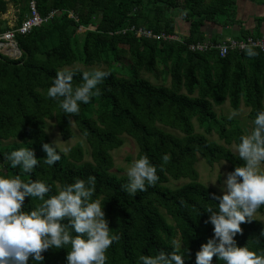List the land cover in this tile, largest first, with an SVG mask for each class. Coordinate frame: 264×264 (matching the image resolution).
<instances>
[{"label": "trees", "instance_id": "trees-1", "mask_svg": "<svg viewBox=\"0 0 264 264\" xmlns=\"http://www.w3.org/2000/svg\"><path fill=\"white\" fill-rule=\"evenodd\" d=\"M35 1L41 16L53 11L57 15L29 34L17 36L21 58L0 53V176L42 181L51 188L46 199L77 179L94 176L92 199L104 205L110 232L119 237L106 253L107 264H139L141 255H157L161 250L171 253L174 240L180 244L178 254L185 264H196V253L214 238L213 226L206 223L210 213L205 210L209 206L217 210L219 201L214 196L222 197L198 181L197 156L211 166L229 163V173L244 162L232 149L196 133L193 120L231 145L238 144L246 133L236 119L219 118L214 107L228 99L238 110L244 102L251 108L253 121L264 111L263 52L254 49L258 55L250 58L246 51H233L222 58L216 49L192 52L188 48L204 41L220 43L218 35L207 39L203 27L207 22L223 28L235 24L236 0ZM30 2L0 0V16L13 4L20 25L30 16ZM176 11L189 27L183 41L137 35L138 29L179 35ZM256 21L260 24L264 18ZM10 29L7 19L0 20V34ZM251 34L244 31L240 39ZM76 63L105 65L101 71L109 75L98 86L101 94L89 104H81L79 115L69 116L47 96V90L60 70L74 73V87L82 84V73L93 70L67 69ZM158 68L171 76L170 87L155 85L142 76L143 71L153 73ZM48 121H56L64 141L75 136L74 124L90 146L92 161L83 162L79 145L70 153L57 149L61 160L45 164L42 145L51 144ZM124 135L136 141L140 148L137 159L147 156L159 177L155 186H146V191L135 195L122 187L128 176L112 172V151L122 145ZM6 141L13 142L6 145ZM20 148H30L39 160L31 173L13 169L6 160ZM165 154L170 157L166 164L162 161ZM182 178L191 181L177 189L167 186L171 179ZM40 203L28 197L23 211L30 213ZM258 212L263 213L264 206ZM241 227L243 233L234 238L237 246L264 255V223L254 218ZM69 250L70 246L49 249L42 262L30 258L28 264H67ZM212 264L224 262L214 257Z\"/></svg>", "mask_w": 264, "mask_h": 264}, {"label": "clouds", "instance_id": "clouds-1", "mask_svg": "<svg viewBox=\"0 0 264 264\" xmlns=\"http://www.w3.org/2000/svg\"><path fill=\"white\" fill-rule=\"evenodd\" d=\"M245 51L250 58L258 55L251 46ZM108 75L101 70L85 71L83 83L74 87V73L60 70L47 96L56 100L65 114L77 116L81 104H89L101 94L98 86ZM58 146L59 139L42 145L45 164L51 166L61 160ZM234 147L244 164L227 173L222 187L224 194L214 196L219 201L218 209L209 206L205 210L210 213L206 223L213 226L214 238L196 253V264H212L214 257L224 264H264V255L238 247L234 239L243 233L241 225L252 222L258 209L264 206V111L256 114L251 131L242 135ZM169 159L167 154L162 157L165 164ZM6 160L13 169L19 167L26 174L39 163L30 148L14 150ZM127 176L128 183L122 187L130 195L146 191V186H155L159 179L156 166L147 156L133 161ZM95 184L94 176L86 181L77 179L46 199L51 188L44 182H25L20 175L0 176V264H28L30 258L42 262L43 253L49 249L69 246L67 264H107L106 253L119 237L110 232L104 205L99 199H92ZM28 197L41 201L30 213L23 211ZM172 244L171 253L161 250L157 255H141L139 264H185L178 254L180 244L175 240Z\"/></svg>", "mask_w": 264, "mask_h": 264}, {"label": "rangeland", "instance_id": "rangeland-1", "mask_svg": "<svg viewBox=\"0 0 264 264\" xmlns=\"http://www.w3.org/2000/svg\"><path fill=\"white\" fill-rule=\"evenodd\" d=\"M209 1V0H206ZM12 4L8 5V11L0 16V20L10 19L12 14L9 13L10 7ZM175 19L177 20L176 29L180 30V35H183V30L180 29V25H186L185 21L182 22L183 18L181 17V14L179 11H176L175 13ZM258 24V23H257ZM186 27V26H185ZM224 37L231 36V33L228 31H224L222 34ZM233 35V34H232ZM106 68L105 65L102 64H93L92 66H85L83 64L76 63L75 65L68 67L67 69H81V70H101ZM142 76L146 79H148L151 83L155 85H164L167 87H170L171 85V76L162 73L161 68L157 69L155 72L150 73L147 71L142 72ZM214 110L217 113V116L219 118L223 117H232L236 119L239 123V126L241 129L248 134L251 129L253 128V120L250 118V111L251 108L247 107L244 102L241 103L240 108L238 110H235L231 105L230 101L227 99L226 103L222 106H215ZM193 124L195 127V132L199 134H203L207 136L209 139L224 145L228 147L229 149H232L233 152L236 154L235 151V145L236 143H232L231 145L226 144L223 140H221L218 136V134L214 131L212 133H207L205 128L200 126V123L197 119L193 120ZM166 129L172 133H175L179 135L180 137H183L184 134L178 130H173L169 127H166ZM73 130L75 132V136L71 138L70 140L64 141L61 137L59 127L56 123V121H48V129L47 133L50 138L51 143L59 139V146L58 149L65 153H70L71 150H73L77 146H81L83 149V162H91L92 157L90 155V146L86 142V139L80 134L77 127L73 124ZM123 143L122 145L112 151L113 161H114V167L112 169V172L115 173L119 177L127 176V170L132 165L133 161H135L138 157V153L140 151V148L136 141L129 137L128 135H124L122 137ZM13 141H6L4 142L6 145H11ZM196 171L198 172V181L202 183L203 185L210 187L214 190H216L218 193L223 195L222 187L224 186V181L227 179V173H229V167L230 164L221 161L219 163L214 164L213 166L209 165L206 162V159L202 156H197V163L195 165ZM191 181L190 178H182L178 181L170 180V182L167 184V186L171 189H177L181 187L184 184H187ZM215 183V184H213ZM163 213L165 216L172 222L170 216L166 214V212L163 210ZM255 218L261 220L264 223V212L260 213L257 211Z\"/></svg>", "mask_w": 264, "mask_h": 264}, {"label": "built area", "instance_id": "built-area-1", "mask_svg": "<svg viewBox=\"0 0 264 264\" xmlns=\"http://www.w3.org/2000/svg\"><path fill=\"white\" fill-rule=\"evenodd\" d=\"M57 11L49 13V15L43 17L39 13L36 1L31 0L30 2V16L25 19L22 24L17 25V18L13 15L9 21L11 27L10 30L6 31L3 34H0V53L9 57L10 59H19L22 56V51L19 47L17 36H23L29 34L34 28L40 27L44 23L49 22L55 18ZM73 15H71L72 17ZM131 30H135L131 28ZM128 30L123 31L124 33ZM138 36H146L148 38H153L163 41H183V38L180 35L176 34H154L151 30H137ZM251 46L256 50H259L264 53V35L260 37H247L243 39H227L220 41L218 44H214L209 41L192 43L188 46L189 50L192 52H206L213 49L218 50L219 55L224 58L231 52H243L245 48Z\"/></svg>", "mask_w": 264, "mask_h": 264}, {"label": "crops", "instance_id": "crops-1", "mask_svg": "<svg viewBox=\"0 0 264 264\" xmlns=\"http://www.w3.org/2000/svg\"><path fill=\"white\" fill-rule=\"evenodd\" d=\"M10 11L11 12L9 13H11L12 16L16 12L13 4L10 7ZM257 18H264V0H236L235 24L223 28L215 23L207 22L203 27V30L207 39H211L218 35V38L221 41L227 39H240L243 36L244 31H251L252 37H260L264 35V21L257 24ZM183 21L184 20H182V22ZM185 26L180 25V29L184 31L183 35H185L182 37H186L189 34L188 24L186 23ZM178 31L180 33V30ZM224 31L231 33V36L224 37L222 35Z\"/></svg>", "mask_w": 264, "mask_h": 264}]
</instances>
